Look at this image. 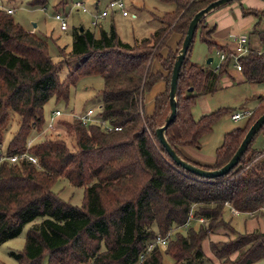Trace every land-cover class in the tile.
<instances>
[{
  "label": "trees",
  "instance_id": "obj_1",
  "mask_svg": "<svg viewBox=\"0 0 264 264\" xmlns=\"http://www.w3.org/2000/svg\"><path fill=\"white\" fill-rule=\"evenodd\" d=\"M48 1L28 3L43 7ZM161 1L173 2L175 8L153 14L156 25L148 34L137 35L131 42L123 40L114 16L117 13L112 12L108 27L98 24L99 33L85 28L80 31L75 25L72 49L61 46V51L66 48L68 53L58 60L50 52L48 34L26 29L13 13L0 7L1 145L12 114L19 115L18 129L5 149L0 145V156L25 153L36 158L23 156L15 162L6 158L0 163V243L19 236L27 223L42 219L28 229L23 249L11 251L18 263L163 264L160 244L146 253L141 263L140 255L159 233L171 232L166 253L177 264H197L204 256L203 240L219 225L234 235L226 241H210L215 257L223 264L264 260V230L239 231L231 225L232 219L226 221L224 212L234 207L245 214L264 216V148L253 147L264 125L232 170L215 178L198 176L175 163L157 137L156 129L170 110L171 73L188 25L198 10L214 0ZM62 3L66 2L60 0L57 6ZM60 11L69 13L65 8ZM260 11L264 9L243 10L257 16L262 15ZM125 16L137 17L134 11ZM196 29L179 73L177 114L166 137L188 161L217 169L231 159L248 128L264 112V94L245 118L246 124L224 134L213 163L185 154L182 148L197 146L201 135L212 130L224 111L216 109L195 119L192 105L200 95L218 88L220 79L228 75L233 52L230 44L213 40L216 29L208 15ZM198 31L210 48L226 53V60L214 69L192 60ZM174 33L180 34L176 48L168 44ZM258 33L264 37L263 30ZM239 59L246 80L264 81V49L251 45L250 52ZM72 60H76L73 67ZM155 60L166 73L152 71ZM65 65L69 71L61 77ZM92 75L104 78L97 120L83 121L72 112L71 117L60 118L65 133L51 129L46 137L40 136L42 139L32 138L48 126L47 101L53 97L68 101L71 87ZM160 80L166 87L155 96L153 113L147 114L145 97ZM260 106L261 112L256 114ZM64 177L72 185L84 187L80 205L54 190L56 181ZM191 213L198 218V226L189 225L185 233L179 228L187 225ZM234 252L237 255L232 259Z\"/></svg>",
  "mask_w": 264,
  "mask_h": 264
},
{
  "label": "rangeland",
  "instance_id": "obj_2",
  "mask_svg": "<svg viewBox=\"0 0 264 264\" xmlns=\"http://www.w3.org/2000/svg\"><path fill=\"white\" fill-rule=\"evenodd\" d=\"M29 1L30 0H0V7H13L15 9L12 14L13 18L21 22L26 29L42 35L48 34L49 49L55 60L66 57L68 53L67 50L72 49V30L75 25H83L85 29L94 30L97 33H99L101 24L105 28L109 26L106 22L107 19H110V16L108 15L106 19L100 20L101 24L99 26L92 24L94 12L103 9L109 0H100V5L96 4V0H83L87 6V11H83L82 8L78 9L77 7L72 9L73 0H64L66 3H62L58 6L57 4H59L60 0H49L44 8L31 6L28 3ZM126 1L128 2L127 5L130 11H134L137 17L133 18L132 16H125L119 13L114 16L116 17L117 28L122 39L128 42L133 41L135 36H144L155 28L156 20L153 14H161L166 10H173L175 8L173 2H162L161 0ZM240 2H242V0H231L209 13L208 18L210 15L214 18L219 14L225 15V12H227L228 17L231 16V21L233 22L232 25L221 28L220 30V18H216V21H213L212 23L215 25L216 29L213 34V40L218 44H224L227 42L228 38L230 39V32H236V34L247 35L254 48L260 47L261 49H264V37L262 38L258 33L259 30L264 31V11H260L262 13L261 16H257L253 13H244L243 10L247 9L248 5L244 1L243 7H241ZM63 8H65L66 11L72 9L68 15L69 27L67 29H61L59 21L54 17V14L57 11L63 10ZM261 9H264V5ZM36 22L38 25H36ZM193 45L192 60L212 69L221 63L218 49H216V47L210 48V46L202 40L199 31ZM61 46H65L67 50L63 47L64 49L61 51ZM210 56L213 57L214 61L209 64L207 58ZM75 61L76 60L71 61L72 67L76 65ZM233 69L237 70L235 65L230 63L228 75H224L220 79L218 88L215 89L213 93L200 95L192 105V112L195 119H198L204 113L212 112L220 108L224 109L223 113L213 124L212 130L201 135L199 144L195 148V151H198L199 154L203 152L206 156L214 155L213 153L216 155V147L222 143L225 136L224 134L231 131L233 128L239 126L242 127L246 124L247 120L245 118L234 120L231 117V113L235 110L243 111L245 108L254 109L258 104L257 101L259 102L260 95L264 94V81L259 83L246 79L242 80V75L240 73H238V76L232 73ZM68 71L69 68L65 65L60 76L65 77ZM103 85L104 78L99 75L84 77L77 83V86L71 87L70 98L68 101L64 99L57 101L55 97L47 101L44 106L45 117L49 120L52 112L56 109H61L63 111V116L71 117L72 112L75 115H78V113L86 112L90 108L95 110L93 117L95 115L97 116L102 110L100 103L101 95L99 91L102 89ZM261 106L256 114L261 112ZM62 115L57 117V120L53 124L54 126H50V128L63 134L66 132V126L65 124H60V121L62 120L60 118ZM18 121L19 115L12 114L2 134L1 139L3 142L2 145H0L3 149L7 147L9 140L17 131ZM48 126L47 128L45 127L39 135L46 137L49 130H51ZM253 147L258 150L264 148V130H262L255 138ZM53 186L54 190L58 191L63 199H70L72 203L77 205H80L82 202L81 199L84 192L83 186H74L65 177L57 180ZM224 212L226 221L232 219V222H230L231 225H234L239 231H249L252 229L251 225L253 227L258 226L255 229L264 230V216L262 215L234 213L231 208H225ZM197 219L198 218L191 219L187 222L186 226L179 229H183L185 232L189 225H195L197 227ZM41 220L40 217L27 223L19 236L0 243V264H20L11 254V251L23 249L28 229ZM259 225L261 226L260 228ZM232 235L233 233L229 228L219 225L218 228L213 230V232L203 240L204 256L201 260L197 261V264H223L221 259L215 257L214 252L211 249L210 241H226ZM166 247L167 246H160L163 264H175V259L166 253ZM236 255L237 253L234 252L231 256L232 259H234ZM142 261L143 259H140V263ZM262 263L263 261L255 264Z\"/></svg>",
  "mask_w": 264,
  "mask_h": 264
},
{
  "label": "water",
  "instance_id": "obj_3",
  "mask_svg": "<svg viewBox=\"0 0 264 264\" xmlns=\"http://www.w3.org/2000/svg\"><path fill=\"white\" fill-rule=\"evenodd\" d=\"M231 0H214L212 3L208 4L207 6L201 8L195 13V16L191 19L188 28L187 33L183 39L182 46L180 50L178 51L175 63L172 69L171 73V81H170V87H169V106L170 110L166 117L164 118V121L162 124H160L156 129L157 137H159L160 142L164 146L166 152L169 153V155L172 157V159L180 165L181 167H184L185 169L189 170L190 172L198 175V176H204L208 178H215L217 176L224 175L226 173H229L235 164L239 162L243 154L247 151L246 148L250 144V142L255 137V134L259 132L261 127L264 125V112L257 118V120L251 124V126L246 131L245 137L239 144L238 148L236 149V152L231 156V159L222 165V167H219L217 169H209L205 167H199L192 162L188 161L184 157H182L176 149L172 146L171 142L169 141L168 137H166V131L169 127L171 121H173L177 114V97H178V81H179V73L181 70V67L184 62V58L190 48V44L194 38V35L196 33V28L201 19H203L205 16L209 15V13L212 12V10L216 9L217 7L226 4ZM84 27L80 26V31H83ZM214 61L213 57L210 56L207 58V62L210 64ZM193 88L190 87L189 91H191Z\"/></svg>",
  "mask_w": 264,
  "mask_h": 264
},
{
  "label": "built area",
  "instance_id": "obj_4",
  "mask_svg": "<svg viewBox=\"0 0 264 264\" xmlns=\"http://www.w3.org/2000/svg\"><path fill=\"white\" fill-rule=\"evenodd\" d=\"M73 8L77 7L82 8L83 11H87V6L85 4V2L83 0H75L73 1ZM9 13H13V9L8 8L7 9ZM112 12H116L122 15H130V10L128 9V5H127V1L126 0H109V2L105 5V7L99 11H95L93 14V21L92 24L93 25H98L100 23V20L105 19L107 17V15H109ZM132 16L135 17V14H131ZM54 17L59 21L60 23V27L61 29H67L69 26V17L67 14H65L64 12L60 11V12H56L54 14ZM231 36V40H232V44H234V46L231 47L233 48V52L231 54V63H233L236 67V69L240 72H242V64L240 61V57L244 56L245 54L249 53L251 50V43H249V38L247 35H240V34H236V33H232L230 34ZM262 50V49H260ZM219 58L221 59V63H223L226 59V53L223 51H219ZM220 63V64H221ZM94 109L90 108L88 109L86 112L83 113H78V115L82 118L83 121H93V120H97L98 115L93 117V113H94ZM253 112V109L250 108H245V110L240 111V110H236L233 111L231 113V117L234 120H238V119H242V118H246L248 115H250ZM63 113V111L61 109H56L53 114L50 117V121L48 122V127L50 128V126H54V122L57 120V117L61 116ZM77 115V116H78ZM99 120V119H98ZM100 121V120H99ZM103 123H106L103 121ZM107 124V123H106ZM108 127H112L111 125L108 124ZM116 129H121L120 126H115ZM52 129V128H50ZM23 156H27L29 158H31L32 160H36V158H32L31 156L26 155L25 153L22 154H16V155H10V156H0V163L3 161V159H10L11 161L15 162L17 161L20 157ZM232 212L234 213H242L241 211L237 210L236 208H231ZM194 215L193 213H191L190 215V219H193ZM200 221L204 220L203 218H199ZM171 232H168L166 235L163 234H158L157 237L149 242L147 248L145 249L144 252H142V254L140 255V259L142 260L144 255L146 253H148L150 250H152L155 245L160 244L162 246H166L169 237L171 236Z\"/></svg>",
  "mask_w": 264,
  "mask_h": 264
},
{
  "label": "crops",
  "instance_id": "obj_5",
  "mask_svg": "<svg viewBox=\"0 0 264 264\" xmlns=\"http://www.w3.org/2000/svg\"><path fill=\"white\" fill-rule=\"evenodd\" d=\"M73 1H75V0H73ZM72 1V2H73ZM244 1L247 3V5H248V7L247 8H255V9H258V8H262L263 7V5H264V0H242V2H240V5H241V7H243V4H244ZM96 2V4H98V5H100V3H101V1L100 0H96L95 1ZM74 3V2H73ZM128 3V2H127ZM73 5V4H72ZM32 6V5H31ZM44 6H46V5H44ZM44 6H43V8H44ZM2 7H4V6H2ZM34 7H42V6H34ZM4 8H6V9H8V8H11V9H13V13H14V11H15V9L13 8V7H11V6H9V7H4ZM72 9H73V6H72ZM72 9H69L68 10V12L70 13L71 12V10ZM128 9H129V7H128ZM69 13H68V15H69ZM226 14L224 15V14H219L217 17H214V18H212L211 17V15L209 16V18H208V21H209V23H210V25H213L212 23H213V21H216V18H220L219 19V29L221 30V28H224V27H226V26H229V25H232V21H231V16H229L228 17V13L227 12H225ZM224 18V19H223ZM109 21H110V19H107L106 20V22L107 23H109ZM216 23V22H215ZM36 25H38L37 24V22H36ZM79 26H83V25H79ZM84 27V26H83ZM232 33H234V32H230V34H232ZM236 33V32H235ZM238 34V33H237ZM230 36V35H229ZM179 38H180V34L179 33H174L170 38H169V40H168V44L171 46V47H173V48H176L177 47V43H178V40H179ZM225 43H228V44H230L232 47L234 46V44H232V40H231V36H230V39L228 38V40H227V42H225ZM224 43V44H225ZM249 43H250V41H249ZM251 45H252V43H251ZM253 47V46H252ZM254 48V47H253ZM260 48V47H259ZM259 48H256L255 47V49H259ZM261 49V48H260ZM168 50H169V47H167V48H164L163 50H162V52L164 53V54H167L168 53ZM157 70H161V71H164L165 73H166V71L162 68V66H161V63H160V61H157V60H155L154 61V63H153V66H152V71H157ZM232 73L233 74H235L236 76H238L239 74L238 73H240L241 75H242V77H241V79L242 80H245L246 78H245V76H244V74H242V72H240V71H238V70H235V69H233L232 70ZM165 87H166V82L165 81H163V80H160V81H158V82H156L154 85H153V87H152V89L147 93V95H146V97H145V109H146V112H147V114H152L153 113V111H154V99H155V96L157 95V94H159V93H161V92H163V90L165 89ZM257 103H258V101H257ZM258 105V104H257ZM236 111V110H235ZM40 136L41 135H39V136H37V133H35V134H33L32 135V137L33 138H40ZM219 146V145H218ZM217 146V147H218ZM216 147V148H217ZM195 148H196V146H190V145H187V146H185L184 148H182V151L183 152H185V154H187L189 157H191V158H193L194 160H196V161H199V162H204V163H213L214 162V160H215V158H216V155H215V153H213L214 155H205L203 152H201L200 154L198 153V151H195ZM245 214V213H244ZM240 215V214H239ZM259 224V223H258ZM251 227H252V229H250V230H254L255 228H257V227H253L252 225H251ZM261 226L259 225V228H260ZM261 230V229H260ZM263 261V263L262 264H264V260H262ZM262 261H259V262H262ZM255 263H257V262H255ZM254 263V264H255Z\"/></svg>",
  "mask_w": 264,
  "mask_h": 264
}]
</instances>
